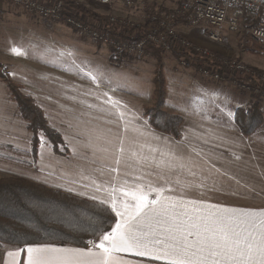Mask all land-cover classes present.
Instances as JSON below:
<instances>
[{
	"label": "rangeland",
	"instance_id": "374dc122",
	"mask_svg": "<svg viewBox=\"0 0 264 264\" xmlns=\"http://www.w3.org/2000/svg\"><path fill=\"white\" fill-rule=\"evenodd\" d=\"M68 2V5L83 6L96 16H106L107 20L113 17L116 20L118 18L119 23L125 19L138 25L145 21L149 11L150 16L157 15L155 17L160 19L161 15L178 11L182 5H190L186 0H112L105 6L95 0ZM81 12L92 20L96 19L86 11ZM182 24L186 27V23ZM135 29L130 30V35L139 33ZM178 33L179 37L188 38L194 49L205 48L194 43L186 33ZM232 36L238 49L247 51L242 60L230 52L225 55L205 48L209 50L208 55L186 54L190 66L194 57H199L202 64L208 66H213L216 59L222 58L231 63L238 62L236 64L245 67L244 71L259 72L260 78L264 79V57L249 51L251 45L247 44L245 36ZM13 47L24 54L13 55ZM110 48L83 37L80 31L61 22L36 17L33 13L5 3L0 5V73L4 70L21 86L22 92L35 99L49 125L63 139L59 147L62 155L57 156L50 151L46 140L40 137L41 143L33 160L28 155L31 147L25 122L19 117L15 103L0 80V177H22L47 187L55 183L66 186L68 180L80 176L78 170H84L87 174L94 173L96 179L101 176L109 178L112 184L118 186V191L121 188L132 190L145 175L154 174L150 169H156L150 166L146 168L135 160L149 156L160 158L156 163L163 165L158 169L165 172L163 159L180 160V157L189 156L188 153L190 156H196V152L201 154L206 149L207 141H216L218 147V138L221 137L218 133L221 130L216 129L218 131L214 133L209 125L226 128L230 122L234 124L235 109L248 108L251 97L257 96L256 92L243 87L240 89L248 95H243L231 84L207 80L193 66L182 67L180 60H176L170 51H163L161 62L167 90L164 109L183 118L184 135L181 140L175 141L155 132L151 140L155 146L147 149L146 141L150 142L146 139L147 134L136 133L130 123L129 128H126V122L119 115L140 113L141 117L142 108L152 103L156 60L151 56V50L144 49L145 46L141 48L144 53L139 57L131 53L114 52ZM261 51L264 54V47ZM230 79L234 80V77ZM257 99L262 102L264 116V96ZM234 127L233 130H225L229 133L224 136L227 141L225 139L223 146L219 142L222 153H227L235 165H222L217 169H225V173L255 176L256 180L261 177L254 182L264 189V124L250 136H242L235 124ZM187 142L193 145L188 148ZM90 161H95L96 166L88 165ZM61 164L63 167H60ZM172 164L168 168L175 169L164 174L184 172L183 162L178 166H175V161ZM63 168L72 174L70 178L60 176L59 169L63 171ZM204 168L209 173L213 169ZM93 170H100V178ZM147 185L155 194L153 182ZM156 185L160 186L161 183ZM250 185L252 183L247 181L240 186L246 189ZM119 194L122 195L120 191Z\"/></svg>",
	"mask_w": 264,
	"mask_h": 264
},
{
	"label": "crops",
	"instance_id": "0c3cea01",
	"mask_svg": "<svg viewBox=\"0 0 264 264\" xmlns=\"http://www.w3.org/2000/svg\"><path fill=\"white\" fill-rule=\"evenodd\" d=\"M177 28L179 31L186 33L194 43L209 50H217L221 54L230 52L241 60L243 54L247 55L246 50H239L237 44H235L234 36H232L235 34L224 32L223 41L221 43H214L208 38L209 29L206 25H201L193 30H189L180 24ZM238 35L242 36L241 34ZM233 47L235 49H233ZM137 114L138 113H123L119 115V117L126 122V128H129L130 123L135 127L136 133L142 135L147 134L146 139L150 141H146L147 149H152V147L155 146V144L152 143L153 133L156 131L149 127L142 115L140 117V113L138 116ZM232 124L233 122H230L229 126L226 128H222L218 125H209L214 133L218 131L216 129L221 130V132L218 133L221 136L218 138V147L216 141H207L206 149L202 146L205 151L203 150L204 152L202 151L201 154L196 152V156H190L188 153L187 155L189 156L180 157V160H170L168 158L163 159L166 167L165 172L175 169L168 168L174 165L172 162L175 161V166H178L180 162H183L182 165L184 167V172H175V174H173L175 176L164 174L165 172L159 171L158 167L163 164L156 163V161L161 160L160 158L149 156L135 160V162H138L142 166H146V168L149 166L156 167V169H150V172L154 174L145 175L138 185L131 188L132 190H135L138 186L141 187L149 193V200L155 199L157 193H159L160 205H149V208L144 210L146 215L142 214L141 217L137 218L139 230L143 233H148L144 239L147 241H153V243L149 244V248L159 250L163 247V244H156L154 241L165 239V237L168 236V232L165 230L168 228H172L173 234L179 237L180 232L176 230V226H179L182 230L191 231L193 235L187 237V242L189 244H194L199 239L197 233L203 232L205 224H211L213 221L220 219H231L234 220L236 224L243 222V227L249 228V231H251L253 237L251 242L255 246L258 247L264 242V223H262L264 222V189L258 187V184L254 182L259 181L261 177L256 180L255 176L245 175L238 172L225 173V169H217L222 165H235L233 161L231 162L230 157H227V153H222V146L226 139L224 136L229 133L225 130H233L235 127L234 124ZM183 135L184 134H182V138ZM219 141H221L222 146H220ZM192 145L189 143V145L186 146L189 148ZM189 152L191 151L189 150ZM184 153H186V150ZM91 164L96 166L95 161H90V163H88V165ZM60 167H63L62 164ZM204 167L213 168L212 172L209 173ZM93 171L96 172L98 178H100V170ZM77 173L80 176L77 177V179L74 178L68 180V185L64 186L55 183V185L50 187L59 189L66 194L77 198H86L103 202L111 209L116 217L112 229L115 228L117 222L121 218L112 210V199L115 197L120 200V197H122V200L117 201L119 206L121 201H127L128 198L124 196L122 191H120L122 195L119 194L118 186L112 184L109 178L104 179L102 178L103 176H101L100 179H96L94 173L87 174L84 170H78ZM59 174L64 178H70L72 175L64 168L63 171L59 169ZM241 177H243V179L240 180ZM150 181L154 184L152 189L155 190V194L150 191V187L147 185ZM247 181H249V183L251 182L252 185L246 187V189H244L243 186H240ZM158 182L161 183L160 186L156 185ZM114 189L116 191H114ZM164 206H167V216H161L158 214L163 211ZM153 209H155V211H153ZM121 210H123L122 206ZM249 222L255 224V227L250 228ZM193 224H196L198 227L193 228ZM112 229L108 233H111ZM99 241L100 239L97 242H94V244L99 243ZM167 243H174V241L168 240ZM94 244L91 246L87 245L85 248L59 245H28L21 248H12L0 251V264H24L27 256L25 249L29 246L70 250L52 252L49 254L52 257L57 258L56 264H59L60 260L70 256L71 253L76 250L88 253V250L91 248L94 252H99L100 250L95 248ZM17 250H20V255L14 262L7 253L9 251ZM157 254L163 257L162 252L157 251ZM113 256L117 258V264H169V261L166 258L152 259L151 257L136 255L133 252H115L113 253ZM84 259L93 260L95 257L85 256ZM217 259L220 260V264H237V261L222 259L220 257H208V264H210L212 260ZM260 261L261 258L259 256H254L252 260H244L242 264H260ZM193 264H196L195 258H193Z\"/></svg>",
	"mask_w": 264,
	"mask_h": 264
},
{
	"label": "trees",
	"instance_id": "16d2710c",
	"mask_svg": "<svg viewBox=\"0 0 264 264\" xmlns=\"http://www.w3.org/2000/svg\"><path fill=\"white\" fill-rule=\"evenodd\" d=\"M76 7L80 11L87 12L83 6ZM87 13L101 21L105 30H110L111 33L117 34L123 39H126L130 35V30L132 31L134 28H136L135 31L137 29L146 31L157 25L156 19L151 20L150 11L142 24L138 25L130 22L135 27L130 28L128 31L107 28L106 16H96L90 11ZM182 23H186V21L181 18H177L174 22L176 26L184 25ZM241 35L245 36L247 44L251 45L249 50L251 53L264 57L261 51L264 45L258 44L243 33ZM82 36L87 38L84 35ZM110 49L115 52L113 48ZM147 49L151 50L152 53L150 54L155 58L156 64L152 78L153 101L149 106L142 108V117L152 130L167 135L175 141L181 140L184 127L183 118L164 109L167 90L161 62L163 51L151 45H148L145 50ZM170 52L176 60L186 58L188 55L186 53L178 54L174 48ZM194 58L191 66L197 70L202 62L199 57ZM258 73L238 74L235 76L238 82L233 79L220 81L231 84L237 90L242 91L243 95L248 94L240 89V82H243L250 92H256L257 96H254V94V97L250 96L252 101H250L248 108H236L233 114L234 124L240 130L242 136L253 135L264 124L262 102L257 99L261 96V93L256 89H262L259 88L258 83L261 74ZM0 80L7 89L11 101L15 103L19 117L25 122V129L30 136L31 151L28 155L33 160L35 159L37 149L41 143L40 137H43L50 151L54 155L61 156L62 153L59 147L63 144L62 136L49 125L43 109L36 103L35 99L22 92L21 86L15 83L4 70L0 73ZM248 83H250V86L247 85ZM115 221L116 217L111 209L100 201L77 198L59 189H53L22 177H0V250L21 248L28 245H59L85 248L87 240L97 242L103 233L112 229Z\"/></svg>",
	"mask_w": 264,
	"mask_h": 264
},
{
	"label": "built area",
	"instance_id": "2783aa9c",
	"mask_svg": "<svg viewBox=\"0 0 264 264\" xmlns=\"http://www.w3.org/2000/svg\"><path fill=\"white\" fill-rule=\"evenodd\" d=\"M100 5H109L112 0H95ZM190 5H182L178 11H172L166 15L159 17L151 16V20L156 19V26L150 30H138L135 35H128L123 39L117 34L111 33L110 30H105L101 21L90 19L84 13L79 11L76 6L70 4L68 0H0V5L7 4L19 7L25 12L33 13L36 17L47 19L54 22H61L64 25L70 26L76 31L86 36L94 42H99L108 45L117 52H123L139 57L144 53V49L148 45L162 51H171L174 49L178 54H193L208 55L205 48L191 47L188 38L185 36L179 37L177 26L174 24L177 18L186 21V28L191 30L201 25H206L209 29L208 38L214 43L223 41V33L232 34L243 33L249 36L253 41L264 45V0H186ZM73 4V3H72ZM192 11V12H191ZM121 23V24H120ZM120 23L113 17L107 20V28H116L117 30L124 29L126 31L134 27L130 21L120 20ZM119 24V25H118ZM136 31V32H138ZM145 46L144 49L141 48ZM126 51V52H125ZM238 63V62H236ZM231 63L225 59L218 58L213 66L206 64L200 65L197 71L205 78L215 81H223L243 73L244 71L240 64ZM179 64L182 67L188 65L190 60L183 57ZM260 77H262L260 75ZM259 77L261 96H264V79ZM228 81V80H227ZM250 86V83L247 84ZM240 87L246 88L242 82ZM247 89V88H246ZM258 94V93H257ZM87 245H93L90 240L86 241Z\"/></svg>",
	"mask_w": 264,
	"mask_h": 264
},
{
	"label": "snow or ice",
	"instance_id": "6c2138e0",
	"mask_svg": "<svg viewBox=\"0 0 264 264\" xmlns=\"http://www.w3.org/2000/svg\"><path fill=\"white\" fill-rule=\"evenodd\" d=\"M11 52L17 56L24 54L16 47H13ZM114 191L116 190L114 189ZM119 191H122L128 200L121 201L118 206L116 198L112 199V210L121 219L111 233H103L99 243L94 244V247L100 251L94 252L90 248L88 253H84L76 250L70 256L60 260L59 264H117V258L113 256L115 252H133L136 255L152 259L166 258L169 264H193V258H195L196 264H208V257H220L242 264L244 260L250 261L254 256H259L260 264H264V242L258 247L255 246L251 242L253 237L249 228L243 227V222L236 224L231 219H220L211 224H205L203 232L197 233L199 239L194 244L187 242V237L193 235L191 231L182 230L176 226V230L180 232V236L177 237L173 234L172 228H168L165 230L168 232L165 239L154 241L156 244H163V247L159 250L149 248V244L153 241L144 239L148 233L139 230L137 218L145 214L144 210L149 208V205H160L159 193L155 199L149 200V193L139 186L135 190L126 191L121 188ZM121 206L123 210H121ZM167 212V206H164L163 211L158 214L167 216ZM192 227L198 226L193 224ZM249 227L254 228L255 224L249 222ZM168 240H172L174 243H167ZM25 251L27 256L24 264H56L57 258L49 254L70 250L29 246ZM157 251L162 252L163 257L158 255ZM7 255L15 262L20 255V250L9 251ZM85 256L95 257V259L86 260ZM210 264H220V260H212Z\"/></svg>",
	"mask_w": 264,
	"mask_h": 264
},
{
	"label": "bare ground",
	"instance_id": "6f19581e",
	"mask_svg": "<svg viewBox=\"0 0 264 264\" xmlns=\"http://www.w3.org/2000/svg\"><path fill=\"white\" fill-rule=\"evenodd\" d=\"M93 244H94V242H93Z\"/></svg>",
	"mask_w": 264,
	"mask_h": 264
}]
</instances>
